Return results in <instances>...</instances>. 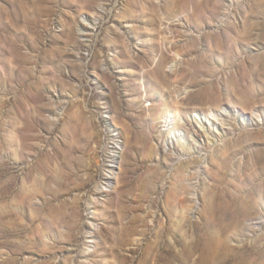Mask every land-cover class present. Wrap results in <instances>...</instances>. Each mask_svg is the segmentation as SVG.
I'll return each instance as SVG.
<instances>
[{
    "label": "rangeland",
    "instance_id": "374dc122",
    "mask_svg": "<svg viewBox=\"0 0 264 264\" xmlns=\"http://www.w3.org/2000/svg\"><path fill=\"white\" fill-rule=\"evenodd\" d=\"M0 264H264V0H0Z\"/></svg>",
    "mask_w": 264,
    "mask_h": 264
},
{
    "label": "bare ground",
    "instance_id": "6f19581e",
    "mask_svg": "<svg viewBox=\"0 0 264 264\" xmlns=\"http://www.w3.org/2000/svg\"><path fill=\"white\" fill-rule=\"evenodd\" d=\"M86 21H89V20H86ZM89 24H83L81 25V27H79V30L80 32L82 33H86V34H91L93 33V31H95V24H92V22H88ZM80 26V25H79ZM174 63V62H173ZM177 64L174 63L171 67L172 70H176L175 68ZM176 72V71H175ZM177 77V76H176ZM183 86V85H182ZM178 88V87H177ZM176 89V88H175ZM194 89V88H193ZM174 97H173V100L170 102L169 107L170 110H172V118H171V121H173V123H179V121H181L182 117L186 114L185 110H184V105H186L187 102H194V96L193 94V90L190 89L189 86H184V88H180V89H176L174 90ZM206 95V94H204ZM205 100V103L208 105L207 106V109L208 111L215 117H217L219 119V121H221L220 123H218L217 121H215L214 119H212L210 116L206 115L204 112H202V109L198 108V107H193V111L195 110V113L196 115L194 116L195 118V121L198 125H200V128H203V131H204V135L207 136V144H210V143H216L220 140L219 136L221 134L224 135V133L228 130H226L225 128V125H224V117H223V111L225 110H228L226 109V107H224V105L222 104V100L220 99V96L219 95H216V94H212L210 96H206V98L204 99ZM202 102V101H200ZM198 106V105H196ZM168 107V106H167ZM200 107V106H199ZM169 123V122H168ZM176 125V124H175ZM218 133V134H217ZM168 135H174L176 137V140H177V143H178V147H184L185 143L183 142V139L184 141L188 140V136H186V134H184V132L177 126H171L170 127V124H169V127H168ZM219 135V136H218ZM192 137V139H194L195 141H199L198 138H196L193 134L190 135ZM214 137L215 139L211 138ZM117 144V142H116ZM193 146V145H192ZM190 148V147H189ZM193 148L194 152H198V150H200L196 145L191 147ZM182 149V148H181ZM191 149H189L190 151ZM192 150V151H193ZM190 151V154L191 152ZM187 152H185V155H186ZM194 177L196 176H193V174H190V178L194 180ZM110 181V180H109ZM190 181V180H189ZM113 182V181H112ZM176 190V189H175ZM97 191V190H96ZM176 192V191H175ZM174 194V192H173ZM175 195V194H174ZM179 197V196H178ZM178 199V198H177ZM176 200V199H175ZM227 203V202H226ZM229 204V203H228ZM227 204V205H228ZM232 204V203H231ZM187 207V206H186ZM220 207V206H219ZM224 207V206H223ZM188 208V207H187ZM228 208H229V205H228ZM223 209V208H222ZM234 209V208H232ZM217 210V209H216ZM252 210V209H250ZM223 211V210H222ZM227 211V210H226ZM240 211V210H239ZM242 211V210H241ZM218 212V210H217ZM228 212H229V209H228ZM226 212V213H228ZM231 212V211H230ZM244 212V211H243ZM247 212V211H246ZM245 212V214H246ZM249 212V211H248ZM222 213V212H221ZM225 213V212H224ZM232 213V212H231ZM242 213V212H241ZM237 214V213H236ZM239 214V213H238ZM229 215V214H228ZM234 215V214H233ZM241 215V214H240ZM240 215H238V219L240 218ZM221 216V215H220ZM227 218V217H226ZM231 218V217H230ZM237 220V219H236ZM235 220V221H236ZM240 220V219H239ZM237 220V221H239ZM236 221V222H237ZM233 222V221H232ZM231 222V223H232ZM198 223V222H197ZM235 223V222H233ZM229 224V223H228ZM239 224V223H237ZM236 226V225H234ZM227 227V226H226ZM225 227V228H226ZM229 227V226H228ZM238 227V226H236ZM223 229V228H222ZM235 229V228H234ZM229 230V228H228ZM221 231V230H220ZM231 231V230H230ZM237 231V230H236ZM228 232V231H227ZM227 234V233H226ZM236 237L238 236V233L235 232L234 234ZM203 237V236H202ZM207 240V239H205ZM206 242V241H205ZM202 243V242H201ZM203 244V243H202ZM262 262V261H261ZM263 263V262H262Z\"/></svg>",
    "mask_w": 264,
    "mask_h": 264
}]
</instances>
